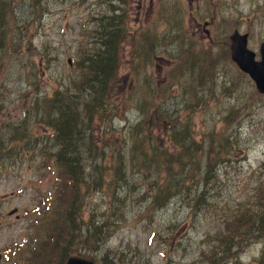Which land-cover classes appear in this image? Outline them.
Listing matches in <instances>:
<instances>
[{
    "label": "rangeland",
    "instance_id": "374dc122",
    "mask_svg": "<svg viewBox=\"0 0 264 264\" xmlns=\"http://www.w3.org/2000/svg\"><path fill=\"white\" fill-rule=\"evenodd\" d=\"M34 1L13 0L14 18L10 24L14 28L9 37L13 42L20 36L29 39L23 41L18 52H13L0 75V121L4 123L18 124L26 110L34 117L33 101L36 98L43 101L51 95L54 80L70 73L78 47L98 31L95 15L105 8L104 4L111 12L110 0H36L37 5ZM122 9L126 12L122 21L128 32L121 46L118 71L121 83L125 84L129 68L135 63L131 61L134 49L131 36L155 38V46L151 43L156 57L143 62L140 79L151 78L157 84L167 82L173 87L170 93L174 97L166 101L165 107L176 108L175 114L182 121L185 116L181 107L190 99L183 93L186 82H190L192 87H186L187 91H192L199 106L190 118L193 134L196 138L204 136L208 142L207 132L221 129L237 145L229 161L217 165L218 180L208 187L213 200L206 208L189 209L186 201L174 198L161 209L147 211L146 200L133 201L144 190L136 169L125 177L120 192H114L127 197L121 203L122 215L115 213L116 208L111 212L108 207V197L114 195L110 196L108 184L102 189L86 184L82 192L84 224L90 223L88 217L102 223L107 238L98 251H95L98 243L89 250L93 243L80 242L77 250L92 257L95 264H108L105 256H112L113 264H198L200 250L219 242L217 238L213 240L214 234L210 240L208 234L222 228L234 210L256 204L264 212V201L259 195L264 187V95L258 94L249 78L230 61L228 49V35L238 30L248 34V47L258 58V46L264 41V0H127ZM188 58L193 59L196 68H202L197 76H191L185 69L180 71L189 63ZM172 79H178V83ZM139 118V112L131 106L112 123L97 121L96 142L100 143L105 136L119 149L129 142L127 132ZM36 119H25L32 135L29 145H23V154L6 159L0 167V264H28L27 260L35 256L36 244L28 250L35 243L34 238L37 234L49 236L44 235L51 222L46 213L52 205L50 195L57 183L56 174L50 159L37 148H45L53 138L51 130ZM34 145V151L25 153L24 149ZM158 145H164L163 139ZM95 163L96 170L112 175L113 165L109 167L99 159L87 157V181ZM59 190L62 199L57 205L61 206L64 189ZM14 208L17 212L8 215ZM34 212L41 214L33 215ZM255 231L245 244L235 243L231 249L236 251L234 256H215L217 264H257L264 252V220L256 225ZM51 234L53 237L43 243L45 252L39 264L59 262L56 247L52 250L57 236ZM37 260L40 261L38 257Z\"/></svg>",
    "mask_w": 264,
    "mask_h": 264
},
{
    "label": "trees",
    "instance_id": "16d2710c",
    "mask_svg": "<svg viewBox=\"0 0 264 264\" xmlns=\"http://www.w3.org/2000/svg\"><path fill=\"white\" fill-rule=\"evenodd\" d=\"M121 2L122 0H117ZM34 4L37 5L36 0ZM13 0H0V75L13 52H18L23 44V36L17 42L9 37L14 28L11 26L14 18ZM122 20L117 15L113 21L99 29L95 35H90L81 47H78L74 65L70 73L64 78V74L54 80L55 88L45 100L33 101V114L37 121L51 130L53 142L46 143L45 148L38 147L47 158L52 160L56 172V186L51 192L52 205L48 207L51 222L46 227L43 238L37 234L36 243L28 250L35 249L33 260H27L28 264H39L43 259L47 238H57L53 244L58 251V264H63L71 255L80 253L77 243H93L88 249H93L94 243H98V251L106 241V231L102 223L87 218L90 223L84 224L83 200L86 184L103 188L108 184L111 194L119 193L126 181V176H131L133 169L143 183V194L135 199L148 201V210L161 209L167 206L174 198L187 204V208L209 207L212 198L209 197L208 187L215 184L216 168L220 162L229 161L230 153L237 143L229 135H224L223 130H210L206 137L196 138L193 134V123L190 118L197 110L198 104L192 91L190 82H186L183 94H188L190 99L185 101L182 121L177 114L176 108H166V101H170L174 95L170 92L173 87L168 83L157 84L151 78L140 79V71L143 62L152 61V43L155 46L156 39L141 36H131L133 45V57L135 63L129 68V74L125 77V84L118 77L121 59L120 43L124 41L126 33L121 27ZM26 41V40H25ZM30 44L27 42V45ZM31 55H34L30 51ZM38 55L40 53H37ZM155 59V58H154ZM189 63L180 71L188 70L190 75H198L202 68L194 66L193 59L188 58ZM176 70V69H174ZM149 76V75H148ZM178 83V79H172ZM32 85L36 87V83ZM137 96V99L135 97ZM172 96V97H171ZM27 97L24 95V100ZM208 99L204 101L207 103ZM134 107L140 114L139 120L128 130L129 142H125L117 149V145L111 139L101 138L96 142L94 126L100 123L111 122L121 112ZM2 104H0V111ZM25 109V108H23ZM24 119L18 124L10 121H0V167L6 159L23 154V145L30 143L31 133L28 130L25 119L30 117L26 110ZM115 139H117L115 137ZM163 139L164 145H158ZM10 145V146H9ZM35 146L24 149L25 153H31ZM24 153V154H25ZM202 158H200V156ZM87 157L92 160L99 159L104 165L114 166L112 175L107 172L96 170L93 165L91 179L87 181L85 161ZM87 181V182H86ZM60 187L64 189V205H57L61 198ZM135 187H133L134 189ZM260 200L264 201V187L260 190ZM49 197H46L48 199ZM127 201V197L125 198ZM116 202V203H115ZM124 198L114 194L108 197V207L112 211L116 208L119 215L123 214L122 205ZM46 210L44 208L43 212ZM42 212V213H43ZM41 212H34L33 215ZM264 220V212H261L256 204L238 208L225 221L222 228L209 233L219 241L202 248L199 252L198 264H217L215 256H234L231 251L235 243L241 246L255 233L256 225ZM38 219H35L37 222ZM84 224L85 235L82 234ZM102 227V228H101ZM79 232V233H78ZM82 234V236H80ZM60 236V237H59ZM246 239V240H245ZM245 240V241H244ZM44 243V244H43ZM22 248V247H20ZM37 257L40 259L37 260ZM108 264H113L112 256H105ZM35 261V262H34ZM197 264V263H195ZM257 264H264V252Z\"/></svg>",
    "mask_w": 264,
    "mask_h": 264
},
{
    "label": "water",
    "instance_id": "95a60500",
    "mask_svg": "<svg viewBox=\"0 0 264 264\" xmlns=\"http://www.w3.org/2000/svg\"><path fill=\"white\" fill-rule=\"evenodd\" d=\"M230 56L238 67L249 74L254 81L257 90L264 93V42L260 45V60H254V53L247 49V35L234 31L231 36ZM15 212V209L9 214ZM65 264H93L92 260L83 256H71Z\"/></svg>",
    "mask_w": 264,
    "mask_h": 264
}]
</instances>
